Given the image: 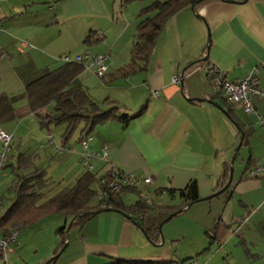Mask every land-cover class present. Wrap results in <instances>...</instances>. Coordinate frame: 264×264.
<instances>
[{
  "label": "crops",
  "instance_id": "obj_1",
  "mask_svg": "<svg viewBox=\"0 0 264 264\" xmlns=\"http://www.w3.org/2000/svg\"><path fill=\"white\" fill-rule=\"evenodd\" d=\"M125 6L123 0H1L0 93L22 95L28 82L62 66L56 63L65 62L63 56L74 61L87 52L101 55L108 73L95 80L82 75L83 70L72 84L85 89L104 109L113 102L131 119L126 126L110 121L94 128L90 148L105 145L107 155L92 161V172L118 168L139 178L137 186L145 194L180 190L195 180L198 197L203 198L227 183L230 167L233 172L232 154L233 159L241 155L243 167L236 176L232 173L227 191L193 202L163 222H171L164 227L172 244L168 248L158 224L169 213L152 211L137 226L126 215L106 210L82 225L71 224L69 241L52 264H182L189 259L196 264H264V174L249 176L250 170L264 164V125L238 106L231 107L235 121L230 119L223 95L200 69L211 63L230 80L257 69L258 86L264 90V0H202L193 10L181 9L164 26L147 66L134 69L129 67L139 12L134 22ZM87 37L92 40L86 42ZM204 54L207 60L195 66ZM173 77L179 83H173ZM251 103L264 117V99L252 95ZM14 108L15 120L20 119L16 130L24 120L30 126L38 122L25 98ZM237 123L250 128L244 140ZM4 129L10 133V125ZM65 145L68 149L51 158L72 182L82 172L76 171L81 149L77 151L79 143ZM240 147L242 153L237 151ZM148 176L152 183L143 184L141 179ZM51 177L59 175L54 172ZM150 198L181 203L176 194L165 192ZM123 200L132 204L137 196ZM156 214H162L158 220ZM62 222L59 227L66 228V217L55 223ZM153 226L157 233L150 239L146 230ZM57 229L35 261L55 254L60 242Z\"/></svg>",
  "mask_w": 264,
  "mask_h": 264
},
{
  "label": "trees",
  "instance_id": "obj_2",
  "mask_svg": "<svg viewBox=\"0 0 264 264\" xmlns=\"http://www.w3.org/2000/svg\"><path fill=\"white\" fill-rule=\"evenodd\" d=\"M134 1L142 0H123V4ZM200 1L154 0L141 8L136 25V43L131 50L132 65L129 68L134 69L136 66L145 68L168 20L181 9L195 6ZM89 38H86V42L92 40ZM85 68L84 62L65 61L62 66L45 72L28 82L22 95L11 96L0 93V126L15 120L14 103L21 97L26 99L29 110L37 117L41 127L50 124H64L61 134L63 143L67 142L76 129H79L78 143L80 144L82 138L92 137L91 133L97 125L117 121L126 126L131 117L120 111L113 102L108 101V108L104 109L85 89L72 84L74 77ZM120 72H124V69H121ZM220 94L222 93L220 92ZM223 97L228 104L227 112L230 119L234 120L232 105L224 95ZM50 105L52 110L48 109L45 113H40L41 109L48 108ZM237 126L240 133L243 134L244 140L251 132L250 128H243L239 123ZM55 145L57 146L56 143ZM59 148H61L60 152L68 149L66 145ZM33 158L34 155L31 153L18 154L14 168L15 177L8 188L13 197L7 208L0 214V233L3 237H9L13 230L19 232L20 229L41 219L57 214L69 216L72 225L79 226L92 217L94 211L102 209L118 211L134 221L137 226H142V222L152 211L174 213L178 209L183 210L189 203L199 199L195 180L189 181L180 190L164 188L157 189L152 194H145V190L139 189L136 183L130 186L122 181L128 176V173L115 167H110L101 173L92 172V169H86L81 164L80 159L79 163L83 171L72 182L60 186V183L54 182L43 168L34 166ZM101 179L107 183L114 181L118 184V190L113 191L107 184H101ZM56 187L59 189L47 197L46 194ZM100 190H104L106 194L98 199L97 195ZM157 192L176 194L181 203L168 204L151 199L150 197ZM130 194L136 195L137 200L132 204H126L123 198ZM2 201L0 198V205H2ZM146 231L151 239L152 235L157 233V227H150ZM56 233L60 237L59 249L66 242L65 227H59ZM0 260L2 261L1 250ZM117 262L121 263V261ZM1 264H4V261Z\"/></svg>",
  "mask_w": 264,
  "mask_h": 264
},
{
  "label": "rangeland",
  "instance_id": "obj_3",
  "mask_svg": "<svg viewBox=\"0 0 264 264\" xmlns=\"http://www.w3.org/2000/svg\"><path fill=\"white\" fill-rule=\"evenodd\" d=\"M154 0H142V1H134L129 4H126L124 7L125 14L127 17L131 18L134 22L136 21V15L139 12L140 8L143 6H146L153 2ZM164 1V0H160ZM187 8V7H185ZM192 14L194 17H196V13L193 11ZM135 32V31H134ZM208 33L206 28V34ZM208 38L206 39V41ZM206 54V51H205ZM203 55V57L205 56ZM62 64L64 62H57L56 64ZM200 63H196L195 66H197ZM194 66V65H193ZM108 73V72H107ZM106 73V74H107ZM82 75L88 74L91 79L94 78L95 80L98 79V76L93 73L92 69L85 68L84 71L81 73ZM15 108L19 110V106L15 105ZM49 110H52V106L50 105L48 107ZM18 120L9 121L7 123L1 124V128L4 129L5 125H10L11 130L9 131L12 135V140L10 143V148L7 155V160L3 164L2 168L0 169V198H2V205H0V214L7 208L10 199L13 197V194L9 193V186L11 185L12 180L14 179V168L16 167V161L19 153H31L34 155V166L43 168L47 174L51 177L52 173L56 172L58 173V178H52L54 182L60 183V186H63L67 183H69V179L65 177L62 172H64V168L59 165L52 163L51 155L57 154L51 148L48 144L47 135L49 132L52 133L53 139L56 142L57 146H63V141L61 139V134L64 130V124H50L45 127H41L38 122L35 124L34 122L30 126L29 124H26V121L22 123V125L16 130L18 126ZM235 126V124H234ZM235 129L237 130L236 126ZM5 130V129H4ZM16 130V133H15ZM78 138H79V129H76L70 138L67 140L66 144L69 142V144H74L77 146L78 144ZM77 143V144H76ZM241 148V147H240ZM238 148L237 151L242 153L244 150L243 148ZM81 149V146L79 148L77 147V151ZM240 149V150H239ZM2 151V145L0 143V152ZM82 152V149H81ZM64 157V156H63ZM234 154L231 155V161H233V175L236 176L237 170L239 167H243L241 165V155H236L235 159ZM50 166V167H49ZM77 170L83 171L81 169V165L77 167ZM71 172V174L68 176L69 178H73L74 172ZM60 173V174H59ZM64 176H62V175ZM59 187H56L52 189L49 193L46 194L47 197L51 196L53 193H55ZM162 214H156L155 220H158ZM68 219L67 225L70 223L69 216H65L63 214H57V215H51L44 219H41L40 221L29 225L23 229H20L17 236V244L9 243V246L7 250L3 252L6 256V261L4 264H43L48 259L51 258L54 254L52 253L48 258L44 259L39 263L37 260L41 254H43L44 249L46 248V245L48 241H50V238L52 239V236L55 235V230L63 225V222L61 225H56L57 219L64 218ZM163 220V219H162ZM161 220V221H162ZM160 221H158L159 223ZM171 222H168L161 227L162 231V237L164 238V247L168 248V246H171V242L169 241L167 235L164 234V227L169 225ZM57 226V227H56ZM70 234V231H69ZM70 236V235H69ZM1 237V233H0ZM174 246L176 242L173 243ZM2 261L0 260V264ZM52 264V263H48Z\"/></svg>",
  "mask_w": 264,
  "mask_h": 264
},
{
  "label": "built area",
  "instance_id": "obj_4",
  "mask_svg": "<svg viewBox=\"0 0 264 264\" xmlns=\"http://www.w3.org/2000/svg\"><path fill=\"white\" fill-rule=\"evenodd\" d=\"M1 1V0H0ZM63 60L69 61L67 56L62 57ZM105 57L101 55H94L90 53H84L83 55H78L76 61L84 62L86 68L92 69L98 77H103L106 74L107 66L104 62ZM200 69L204 72L209 82L219 90L232 106L240 107L246 114H254L258 118L259 122L264 125V117L257 113L255 108L251 103V96L256 95L259 98L264 99V90L260 89L258 86V80L256 78L257 69H254L249 75L244 78L230 80L224 71L216 68L211 63H204ZM172 82L179 83L178 77H173ZM155 94V92H154ZM48 144L55 153L60 152L61 148L53 143V135L51 132L47 135ZM93 137L88 136L80 140V146L82 153L80 155V162L86 169H92V161L96 159H105L107 155V148L102 145L98 150H92L90 148V142ZM12 140V135L0 127V143L2 145V151L0 152V169L7 159V153L10 149V143ZM264 174V164L255 167L249 171V176H257ZM125 184L133 186L137 184L140 179L128 174L127 177L122 180ZM143 184L152 183L151 177H144L141 179ZM101 184H107L109 188L113 191L118 190V184L114 181L107 183L105 180H100ZM105 191L100 190L98 192V199L105 196ZM103 206V204H102ZM18 231H11L9 237H0V250L2 252V261H6V256L3 254L7 250L9 243H17ZM182 264H196L194 260L189 259Z\"/></svg>",
  "mask_w": 264,
  "mask_h": 264
},
{
  "label": "water",
  "instance_id": "obj_5",
  "mask_svg": "<svg viewBox=\"0 0 264 264\" xmlns=\"http://www.w3.org/2000/svg\"><path fill=\"white\" fill-rule=\"evenodd\" d=\"M202 1V0H201ZM222 1H224V2H227V3H234L235 2V0H222ZM191 9L193 10L194 9V5L193 6H191ZM196 17H199L198 16V14H196ZM200 18V17H199ZM208 29V28H207ZM206 49H207V47H206ZM207 60V55H205L202 59H198V60H196L193 64H196V63H199V62H202V61H206ZM195 100L194 99H188V102H190V103H193ZM218 107V109L220 110V111H222L225 115H227V112L222 108V107H220V106H217ZM240 144H241V141L239 142V144H238V147L240 146ZM232 167H230V169H229V175H228V180H227V183L219 190V191H217V192H215V193H213L212 195H209V196H206V197H203V198H199V199H197L196 201H201V200H208V199H211L212 197H214V196H218L219 194H221V193H223V192H225V191H227L228 190V188H229V186L231 185V182H232ZM196 201H194V202H196ZM193 203V202H192ZM192 203H189L188 205H187V207L188 206H190ZM107 209H102V210H96V211H94L93 213H92V215H95V214H97V213H99V212H101V211H106ZM182 211V209H178L177 211H175L174 213H170L162 222H160L159 224H158V231H159V233H160V236H161V239H163V237H162V231H161V226H162V224H163V222H166L167 220H169L170 218H172L174 215H176V214H178V213H180ZM71 224H72V220L70 221V223L66 226V228H65V233H66V242L63 244V246L57 251V253H55L50 259H48L44 264H48V263H53L54 262V260H56L59 256H60V254L62 253V251L64 250V248L66 247V245H67V243H68V241H69V229H70V227H71ZM141 229V231L143 232V234H145V232H144V230L142 229V228H140Z\"/></svg>",
  "mask_w": 264,
  "mask_h": 264
}]
</instances>
